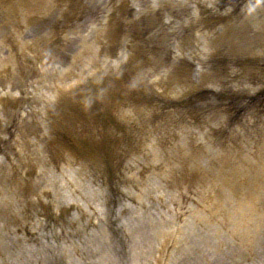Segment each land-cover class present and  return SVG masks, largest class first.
<instances>
[{
  "label": "bare ground",
  "instance_id": "bare-ground-1",
  "mask_svg": "<svg viewBox=\"0 0 264 264\" xmlns=\"http://www.w3.org/2000/svg\"><path fill=\"white\" fill-rule=\"evenodd\" d=\"M95 238H96V241H95V244H96V248L95 249H93V248H90V249H87L86 247H82L81 249H80V252L81 253H84V252H86V253H89V252H93V251H95V250H98L100 247H101V245H103L105 242L104 241H102L101 240V237L99 236V234H98V230H96L95 231ZM119 242V241H118ZM43 254L44 253H41L40 255L41 256H43ZM244 253H242V255H243ZM20 256H22V257H24V255H20ZM16 257H9V259L7 260V261H13L12 263H15V264H17V262L14 260ZM26 258H28V257H26ZM82 258V257H81ZM82 260H83V258H82ZM50 261H51V264H57V259H50ZM8 262V263H9ZM48 262H49V260H47V259H41V261H40V263L39 264H48ZM11 263V264H12ZM89 263V262H88ZM58 264H73V259L72 260H67V259H65L64 257H62L61 256V259H60V261L58 262Z\"/></svg>",
  "mask_w": 264,
  "mask_h": 264
},
{
  "label": "rangeland",
  "instance_id": "rangeland-1",
  "mask_svg": "<svg viewBox=\"0 0 264 264\" xmlns=\"http://www.w3.org/2000/svg\"><path fill=\"white\" fill-rule=\"evenodd\" d=\"M263 255H264V252H263ZM225 258H226V256L225 255H222L220 260L226 261L227 259H225Z\"/></svg>",
  "mask_w": 264,
  "mask_h": 264
}]
</instances>
